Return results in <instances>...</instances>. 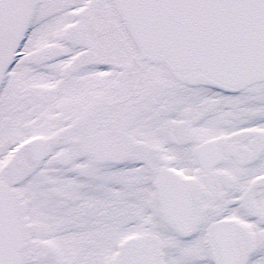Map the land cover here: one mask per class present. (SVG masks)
I'll use <instances>...</instances> for the list:
<instances>
[{
	"label": "snow or ice",
	"instance_id": "obj_1",
	"mask_svg": "<svg viewBox=\"0 0 264 264\" xmlns=\"http://www.w3.org/2000/svg\"><path fill=\"white\" fill-rule=\"evenodd\" d=\"M0 264H264V0H0Z\"/></svg>",
	"mask_w": 264,
	"mask_h": 264
}]
</instances>
